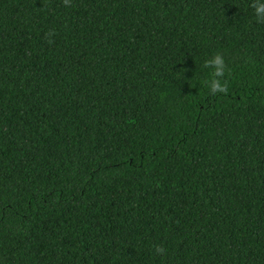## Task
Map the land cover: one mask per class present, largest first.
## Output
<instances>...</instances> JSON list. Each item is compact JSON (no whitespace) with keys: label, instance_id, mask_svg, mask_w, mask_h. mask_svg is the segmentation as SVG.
Segmentation results:
<instances>
[{"label":"trees","instance_id":"1","mask_svg":"<svg viewBox=\"0 0 264 264\" xmlns=\"http://www.w3.org/2000/svg\"><path fill=\"white\" fill-rule=\"evenodd\" d=\"M253 2L0 0V264H264Z\"/></svg>","mask_w":264,"mask_h":264},{"label":"clouds","instance_id":"2","mask_svg":"<svg viewBox=\"0 0 264 264\" xmlns=\"http://www.w3.org/2000/svg\"><path fill=\"white\" fill-rule=\"evenodd\" d=\"M65 6L70 4V0H63ZM251 7L254 9V14L258 22L264 23V2L262 0H254ZM48 37H52L54 32L51 30L47 34ZM51 43V39L48 41ZM204 67H212L214 69L212 75L213 79L209 82V89L212 95H216L217 93H227L228 86L227 82L221 83L220 77H223L225 74V61L219 54L215 55L212 59L205 61ZM155 252L157 254H165L166 249L162 246H156Z\"/></svg>","mask_w":264,"mask_h":264}]
</instances>
